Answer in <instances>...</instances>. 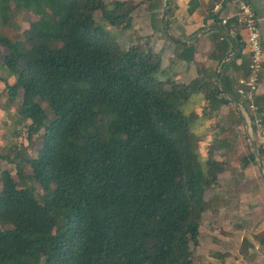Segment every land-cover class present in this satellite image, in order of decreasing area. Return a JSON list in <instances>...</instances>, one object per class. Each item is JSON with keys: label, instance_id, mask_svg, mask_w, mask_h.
I'll return each mask as SVG.
<instances>
[{"label": "trees", "instance_id": "16d2710c", "mask_svg": "<svg viewBox=\"0 0 264 264\" xmlns=\"http://www.w3.org/2000/svg\"><path fill=\"white\" fill-rule=\"evenodd\" d=\"M12 4L39 20L25 42L0 32L9 53L2 65L16 78L6 82L5 108L20 98L15 125L27 127L29 140L44 133L37 158L17 145L2 156L15 174L0 176V264H197L193 248L211 208L206 193L219 188L226 162L215 147L201 161L184 106L200 95L216 111L239 97L221 94L218 71L188 84L167 75L151 38L134 24L132 1L0 0V29L14 24ZM200 6L191 0L189 12ZM105 23L132 31V45L121 46ZM233 40L239 53L223 68L221 91L243 50ZM195 55L191 43L179 58ZM254 161V153L243 160Z\"/></svg>", "mask_w": 264, "mask_h": 264}, {"label": "crops", "instance_id": "0c3cea01", "mask_svg": "<svg viewBox=\"0 0 264 264\" xmlns=\"http://www.w3.org/2000/svg\"><path fill=\"white\" fill-rule=\"evenodd\" d=\"M190 1L170 0L171 13L168 21L173 37L181 41L192 38L191 43H195L196 47L195 60L186 62L179 58L184 51V46L168 39L157 40L163 42L164 50L166 49V53L170 55L171 64L175 70L174 76L179 83L188 84L198 77V63L207 68V77L219 71L221 63L229 57L225 56L231 51L233 43L235 52L237 45L233 37H238L243 44L241 57L230 65L225 74V91L222 90L226 95L236 94L239 101L231 100V105L221 107L223 114L220 113L219 117L218 114L213 115L214 119L209 121L210 123L212 121L216 128L208 130L209 135L206 140L210 144L215 142L217 159L225 160L226 169L219 177V188L210 189L206 193V198L211 202V208L203 217L200 226V243L197 248L202 249L200 252L205 258L213 260V264H230L232 260L249 264L245 258L258 259L259 264H264V170L257 157L256 161L249 164L243 162L244 158H249L253 153H250L252 149L247 136H243L245 126L243 123L247 118L252 120L253 113L245 98L237 93L239 81L247 78L250 73L248 35L239 23L233 29L231 28L232 35L228 33L229 37L219 29L203 31L208 26L216 25L214 24L216 18L222 22L219 24H223L225 20L236 19L235 15L239 9L235 0H200L201 6L194 13L189 12ZM249 2L259 21L264 48V0H249ZM12 6L15 5L12 4ZM27 13L34 14L33 11ZM163 30L166 32L165 26ZM200 32L196 39L193 38ZM163 62L162 58V67ZM5 72L7 71L3 70L2 73L6 76L0 78H7L10 85L15 84L16 78ZM4 92L7 94L6 84L0 79V95ZM198 96L193 97L192 105L195 107L194 112L199 116L196 122L201 125L204 109L199 106ZM228 99L230 100L229 97ZM254 101L258 112L264 117V71L260 89ZM230 106L236 108L230 109ZM221 115L224 118V125L221 123ZM246 122L249 123L248 120ZM210 123L209 127H211ZM201 130L206 131L205 124ZM255 236L259 238L256 239ZM244 243L247 244L245 247Z\"/></svg>", "mask_w": 264, "mask_h": 264}, {"label": "rangeland", "instance_id": "374dc122", "mask_svg": "<svg viewBox=\"0 0 264 264\" xmlns=\"http://www.w3.org/2000/svg\"><path fill=\"white\" fill-rule=\"evenodd\" d=\"M104 1L110 4L111 2L116 1V0H104ZM121 1H129V2L132 1L133 4L136 6V9L133 15L135 26L141 30V33L143 35L149 36L151 38V43H152L153 48L163 58V61H164L163 69L165 71H168L169 69V71L167 72V75L169 76L174 75L175 70L171 64L172 59H170V55L166 53V49L164 50L163 42L157 41L158 39L159 40L160 39L170 40L166 32H164L163 30L164 28V8H165L166 0H121ZM12 7H13L14 24H12L11 26H6L3 29H0L1 30L0 32H2L6 37L10 38L14 42H25L26 40L25 32L29 29L31 23H34L35 21L38 20V17L32 13L20 12L15 9V6H12ZM169 17L170 16H168V20H169ZM95 18L98 22H101V13H97L95 15ZM104 25L108 32H110L112 35L118 38L119 43L125 49H128L132 45L133 38H134L132 31L112 27L109 23H105ZM0 51H2L0 53V77H1V76H6L4 75V73H2L3 70H5V68L1 64L5 60V57L8 54V51L2 48L1 46H0ZM197 67H198L197 68L198 77L196 79H204L205 77H207V74H206V71H208L207 68L205 66H202L201 63H198ZM212 76L213 75H211L210 78ZM0 79L4 84H6V82L7 83L9 82L6 80L7 78L5 77H2ZM7 98L8 96L6 92H4L3 95H0V176L4 170L11 171L12 174H15V166L13 164H8V162L6 160H3L2 158V156L7 155L11 151H13V149H10L12 145H17L19 146V148L21 147L27 148V154L31 158H37L42 148V144H43L42 135L44 133V130H42L39 134L35 135L31 140H29L27 127H24L21 125L16 126L14 123L15 122L14 118L12 119V117H15L17 115V112L19 109V103L21 102L20 98H18V103H17L18 105L14 106L11 111H7L5 108ZM197 98L198 99L200 98L199 106H201V108L204 109L203 115L201 117L202 119L201 125L196 122L199 116L193 110L195 109L194 105L189 104V105L184 106V111L189 115V118H191L193 135L198 141L200 159L203 163H206L208 159V155H207L208 149L214 148V147L216 148L215 142L210 144L206 140L207 139L206 137L209 135L208 130L211 131L214 128H216L212 124V121L211 123L209 121L213 120L214 116L217 114H218L217 116L219 117L220 113L223 114V111L221 110V108H219L216 111L213 108H210L208 104L205 103L202 96L199 95ZM42 106L46 110L48 118L53 119L54 112L51 109L49 103L48 102L42 103ZM233 108H236V107L230 106V109H233ZM200 114H202V112H200ZM262 118H263V125H264V117ZM221 120H222L221 121L222 125H224L225 122H224V118L222 115H221ZM247 120L248 118L246 119V121ZM239 121H242V119L241 120L239 119ZM246 121H244V123L242 122L243 124H245V126L243 127V130H244L243 136H247V139L249 140V134H251L252 139L255 142L256 148L257 149L260 148L264 151V149L260 147V143L257 139L256 134H253L251 131V126H250L251 122L247 123ZM209 123L211 124V127H209ZM202 124L203 125L205 124L206 131L201 130L203 126ZM247 125H249L250 127L249 129L247 128ZM15 132H17L18 134L14 135ZM249 143L252 149L250 153L251 152L254 153V150H253L254 148H252V144L250 140H249ZM262 160L264 162V157H262ZM27 172L28 173L32 172L30 167L27 168ZM34 186L37 188V192H36L37 196L41 198L43 191L40 185H38L37 183H34ZM0 191H1V184H0ZM255 238L258 239L259 236H255ZM246 245H247L246 243L243 244L244 247ZM201 250L202 249H199V248H193L195 262L197 264H213V260L205 258L203 254L200 252ZM245 260L248 261L249 264H259L258 259L256 260L254 258H250V259L245 258ZM230 264H241V262L239 263V262H235L232 260Z\"/></svg>", "mask_w": 264, "mask_h": 264}, {"label": "built area", "instance_id": "2783aa9c", "mask_svg": "<svg viewBox=\"0 0 264 264\" xmlns=\"http://www.w3.org/2000/svg\"><path fill=\"white\" fill-rule=\"evenodd\" d=\"M239 11L235 15L238 23L246 30L247 43L250 48V73L247 78L239 81L237 93L248 101L250 110L253 113L251 131L256 134L260 147L264 149V125L263 116L258 112L254 98L258 94L261 83V76L264 71V48L259 26V21L249 0H235ZM226 20L223 24H226Z\"/></svg>", "mask_w": 264, "mask_h": 264}, {"label": "water", "instance_id": "95a60500", "mask_svg": "<svg viewBox=\"0 0 264 264\" xmlns=\"http://www.w3.org/2000/svg\"><path fill=\"white\" fill-rule=\"evenodd\" d=\"M169 4H170V0H166L165 8H164V26H165L166 34H167L168 38H170V40H171L172 42H174V43H176V44H180V45H182V46H188V45L192 42V38L189 39V40H187V41H181V40H178V39H176L175 37H173V36L171 35V33H170L169 21H168V8H169ZM212 29H221V30H224L225 32H227V33H229V34L232 35V30H231V28L228 27V26H226L225 24H216V25L208 26V27H206L203 31H204V32H207V31L212 30ZM200 34H201V32L198 33V34H196L193 38L196 39ZM237 52H238V47L236 46V47H235V52H234L231 56L227 57V58L221 63L220 68H219V71H218L217 76H216V84H217V88H218V90L221 92V94H222L226 99H228L227 95H226L223 91H221V88H220V78H221V75H222V71H223L224 65L226 64V62H227L228 60H230L231 58H234V57L236 56ZM228 100H229V99H228ZM247 128H248V129L250 128L249 125H247ZM249 140H250V142H251V144H252V148H254V149H253V150H254V154L256 155V157H257V159H258V162H259L261 168L264 170V162H263V160H262V157H261L260 154H259L258 149L256 148L255 142H254V140L252 139L251 134H249Z\"/></svg>", "mask_w": 264, "mask_h": 264}]
</instances>
